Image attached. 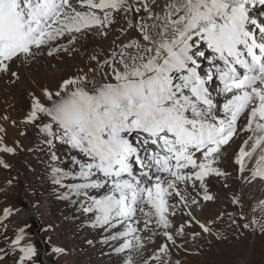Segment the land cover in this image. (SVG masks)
<instances>
[{"label": "snow or ice", "instance_id": "obj_1", "mask_svg": "<svg viewBox=\"0 0 264 264\" xmlns=\"http://www.w3.org/2000/svg\"><path fill=\"white\" fill-rule=\"evenodd\" d=\"M257 6L264 0H0V79L11 82L20 79L14 68L71 53L80 37L119 32L103 57L89 58L94 65L55 90L30 93L25 122L47 119L45 141L70 146V165L51 169L53 183L106 233L104 243L128 257L123 264H173L170 245L186 229H198L193 238L227 241L219 227L225 216L230 228L264 236V198L246 212L234 193L239 211L197 214L215 202L210 178L230 175L221 164L234 145L241 181L264 182V13L257 15ZM141 13L147 18L136 19ZM6 137L0 126V155H14L19 145ZM0 166L10 167L2 158ZM0 211V264L9 257L39 264L43 253L27 225L9 235L14 210ZM160 236L164 242L148 252Z\"/></svg>", "mask_w": 264, "mask_h": 264}, {"label": "rangeland", "instance_id": "obj_2", "mask_svg": "<svg viewBox=\"0 0 264 264\" xmlns=\"http://www.w3.org/2000/svg\"><path fill=\"white\" fill-rule=\"evenodd\" d=\"M141 16L147 18L146 13H141L139 18ZM121 23L123 24L124 21ZM118 34L117 30L111 32L107 37L95 33L80 37L73 45L76 52L73 50L68 54L61 53L59 57L43 58L37 64L32 65L30 70L23 66L14 68L20 74V79L15 80L18 83L11 82L7 78L0 79V126L7 129L8 145L12 146L14 142L19 145L14 155H0V158L6 160L10 165L8 168L0 166V210L5 207L14 210L13 215L6 222L9 235L12 234L17 225H27V231L37 244L38 250L43 253L38 258L39 264H109L97 253L98 245H94L95 238L76 231L74 222L70 218V208L72 207L70 205L69 208L66 200L61 198L64 190L53 183L51 169L57 166L67 169L70 165L68 163L71 156V152L68 151L69 146L59 140H53L51 137H49V140H52L51 144L45 141L44 134L40 132V127L43 123L48 122L47 119L37 122L36 126H33L27 124L25 118L29 112L30 93L35 92L39 95L44 87L55 90L63 78L75 75L79 69L86 65H94L95 62L90 61L89 58L94 53L103 57L104 52L113 47V40ZM130 35H132L131 31L129 32ZM122 39L125 43L128 41V37H122ZM63 43L68 46L67 40ZM4 116H7L8 120H4ZM12 121L16 122L15 126H13ZM22 132L25 134L21 135ZM239 143L241 141H238ZM236 150L235 145L229 149L230 157L236 153ZM53 153L58 157L56 161L51 160ZM222 163L221 166H224L226 161L223 160ZM248 166L253 167V162L250 161ZM228 167L234 169L233 165ZM236 176H240L238 167L232 171V175L230 174L227 180L224 178L213 180L212 186L214 184L215 188H212L210 193L214 195L216 192L223 196H221V201H218L214 206L220 205L224 201L231 203L233 196L230 198L224 196L229 193V189L219 186L224 180L230 184H237ZM238 184L239 191L237 194L243 195L244 187L247 184L242 181H239ZM217 209L220 213L225 211L222 205L217 206ZM215 210L216 207L212 208L211 212H204L202 215L198 212L197 214L200 218L202 217L201 219L211 218L218 214ZM245 211H248L247 207ZM0 216H2V211H0ZM21 219L25 221L20 223ZM181 219L182 217H180ZM186 219L187 217H185ZM88 229L92 231L91 227ZM188 230L191 231V234L186 231V235L191 236L192 231H198L194 228ZM2 231L3 229L0 228V232ZM246 235L244 240L247 242V248L242 250L241 256L238 255L239 249H232L241 246L242 239H238L237 242L229 239L221 241L219 245L213 244L212 250L206 245L208 243L206 241L203 244L209 250L206 252L202 245L198 247L194 242L181 241V237L180 241L176 240V246L170 245L171 260L173 264L177 261L179 264H264V247H262L264 236L251 232ZM211 238L205 236L207 240ZM163 242L162 236L155 237L154 242L148 246V252H152ZM253 245L259 248H255ZM5 246L3 238L0 237V247ZM54 247H60L64 251L60 254L53 253ZM193 247L200 248L199 253H197L198 256L193 253ZM131 256H134L133 258L137 261L140 259L136 254L133 255L132 253ZM122 257L124 258L123 261L128 258L125 254H122ZM5 264H13L12 258H6Z\"/></svg>", "mask_w": 264, "mask_h": 264}, {"label": "bare ground", "instance_id": "obj_3", "mask_svg": "<svg viewBox=\"0 0 264 264\" xmlns=\"http://www.w3.org/2000/svg\"><path fill=\"white\" fill-rule=\"evenodd\" d=\"M163 2V0L161 1V3ZM140 16V15H139ZM139 16L136 17V19H139ZM75 51V50H74ZM76 52V51H75ZM43 59V58H42ZM51 69V68H50ZM15 83H18V82H15ZM47 121V120H46ZM3 125V124H2ZM37 136V134H36ZM39 136V135H38ZM35 139V138H34ZM13 140V139H11ZM36 140V139H35ZM35 142V141H34ZM42 142V141H41ZM45 142V141H44ZM43 143V142H42ZM38 145V144H37ZM35 146V144H34ZM70 150V149H69ZM235 154V153H234ZM232 155V157H230V154H227V158L224 159L226 161L225 165L221 166L223 170L227 171L228 173H230L232 175V171L235 170L236 167H238L237 165H235L234 163V159H235V155ZM68 163L70 164V160L68 161ZM223 164V163H222ZM229 165H233L234 169L232 167H228ZM246 175H249L250 176V173H245ZM236 175V174H235ZM214 179H220V178H215V177H212L210 178V182H209V190H211L212 188H215V185L213 184L212 186V183H213V180ZM236 179H237V184H230L228 182H226L225 180L224 181H221V184L219 187L222 186V188H224V184L227 183L228 184V187L227 189H229V193L225 194L224 196L227 197V198H230L231 196H233V194H237L238 191H239V181H241L240 179V176H236ZM246 184V183H245ZM222 191V190H221ZM211 192V191H210ZM224 192V191H223ZM221 193V192H220ZM226 193V192H225ZM224 194V193H223ZM11 195V194H10ZM214 196L216 197V202H206L205 204V208L203 210V213H207L208 211H210L212 208L216 207V212L217 213H220V211H218L217 209V206H220L222 205L225 209L224 212H237L239 211V209L237 208V206L229 203V202H221L220 205H215L218 201H221V198L223 197L221 194L218 195L216 192L214 194ZM222 196V197H221ZM242 198L245 202V205L247 207L248 204L254 202L255 199H260V198H264V182H253L252 185H249L247 184V186L244 187V194L242 195ZM248 198H249V201H248ZM73 199H75L73 197ZM223 201V200H222ZM66 204L69 206L70 208V205L72 208H70V218L71 220H73L74 222V226L76 228V231L80 234H88L89 236L91 237H94L95 240H94V245H98V252L99 255H100V258H102L103 260L105 261H108L109 264H115V263H121L123 261V257H122V254H117L113 251V242H110L108 244L104 243V238L106 236V233L103 232L101 229L99 228H95V227H92L91 226V219L89 218V214H86V213H83L81 210H80V206L79 204H76V203H73L71 200H66ZM65 206V205H64ZM64 209V208H63ZM65 210V209H64ZM69 210V209H68ZM67 211V210H66ZM64 212V211H63ZM211 212V211H210ZM68 213V212H67ZM202 213V214H203ZM201 214V215H202ZM16 218V217H15ZM202 218V217H201ZM182 219L185 220V217H182ZM20 220V219H19ZM23 219H21L20 223H22ZM177 221L179 222L180 221V217L178 216L177 217ZM245 221H241L240 223H244ZM25 223V222H24ZM230 224V220L227 216L224 217V220L223 222L220 223L219 227L220 229H222L224 231V233L226 235H228L229 237V240L233 241V242H237L238 240L234 239L233 237L238 233V232H243L244 235H241L239 237V239H242L241 240V246H238V247H234L232 250H240L238 251V255L241 256V253H242V250L243 249H246L247 248V242L246 240V234L249 233L250 231L249 230H244V229H237L234 225L230 228L228 225ZM88 227L92 228V231H90L88 229ZM196 229V228H194ZM187 233L191 234V231L189 232L188 229H186ZM193 232V231H192ZM212 239V240H211ZM210 240H207L205 239V236H200V237H197V238H193V236L191 235H186V238L182 237V240H181V237H177L176 240L178 241H183V240H186V241H189V242H194L198 247H203V249H206V245H208L210 247V250H212V245H219V243L221 241H216L214 238H211ZM164 240V239H163ZM206 241H208V243L206 245H203ZM263 241V240H262ZM159 243V242H157ZM179 243V242H178ZM150 245V244H149ZM198 247H193V253L194 254H197L199 253V250L200 248ZM214 247V246H213ZM253 247H258L256 245H253ZM264 247V245L262 246ZM261 247V248H262ZM259 248V247H258ZM148 251V250H147ZM205 251V250H204ZM209 252L208 249H206V252ZM135 253H133L134 255ZM124 255V254H123ZM139 258L140 256L137 255ZM195 256H198L195 255ZM134 257V256H133ZM187 257V256H186ZM233 257V256H232ZM231 257V258H232ZM235 261V260H234ZM192 263V262H191ZM238 263V262H237ZM244 263V262H243ZM122 264V263H121Z\"/></svg>", "mask_w": 264, "mask_h": 264}]
</instances>
